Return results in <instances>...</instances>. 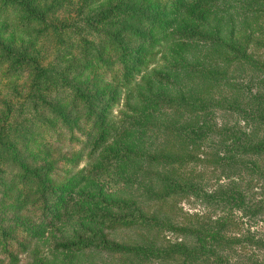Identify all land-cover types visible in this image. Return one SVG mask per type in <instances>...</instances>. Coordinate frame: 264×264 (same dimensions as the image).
Here are the masks:
<instances>
[{
  "label": "rangeland",
  "instance_id": "374dc122",
  "mask_svg": "<svg viewBox=\"0 0 264 264\" xmlns=\"http://www.w3.org/2000/svg\"><path fill=\"white\" fill-rule=\"evenodd\" d=\"M116 1L32 0L38 8L58 4L56 11L47 14V22L40 25H23L17 21L15 8L0 7V42L15 50L24 48L26 54L45 69L62 71L76 66L74 71L70 70L72 72L67 70L72 83L80 84L85 91L112 95L109 101L106 96L99 98L97 104L105 109V119L116 126V133L93 150L91 143L95 132L81 111L73 109L71 115H77L76 128L70 131L47 116L45 125L33 129L34 138L26 150L33 163H49L47 178L57 196L61 190L62 209L55 220L42 228L41 236L31 241L28 252H18L15 264L162 263V257L156 255L54 251L53 242L96 229V225L79 217L80 211L123 216L141 211L149 218L145 224L103 229L109 239L124 245L159 249L167 243L183 242L209 247L206 236H203V243L197 242L185 231L169 228L184 226L196 232L213 229L220 232L219 245L227 250L219 262L226 256L242 259L249 250L257 256L264 255V246L261 248L254 243V240L264 243V203H260L264 201L262 171L245 168L250 164L245 159L236 164V168H230L229 161L219 159L231 155L232 147L238 145L236 141L246 138L245 133L250 136L256 121H260L255 109L258 104L264 107V0H127L132 7L146 6L158 25L141 23L138 26L152 35L150 41L141 42L142 39L134 35H126V43L137 49L138 64L123 80L116 57L101 32L115 25L101 26L95 34L85 20ZM200 11L207 17L205 20ZM209 27L216 32L209 35ZM217 27L221 29L216 30ZM229 27L233 39L245 48L254 62L252 66L231 62L225 68L224 80L219 78L217 83L206 88L212 100L224 97L226 102L208 101L206 110L197 114L198 117L184 109L150 103L153 94L171 97L177 95L174 88L179 81L180 85L186 83L182 72L170 68L179 59L195 58L206 63L209 60L206 57L212 56L221 61L218 55L223 48L218 47L217 42L220 37L228 36ZM175 30L203 31L211 40L208 43L204 40L170 41L166 35ZM81 36L97 43L106 60L105 66L95 62L87 66L88 61L80 59ZM203 47L208 48L205 50L208 56ZM6 68L0 54V109L3 103L13 105L19 101L17 93L22 95L32 83L28 68L13 75L7 73ZM156 76L168 77L174 85L158 84ZM50 77L45 78L47 82L42 91L47 98L65 107L71 89ZM194 89L205 91L197 84ZM150 125L165 126L167 130L160 132ZM216 151L221 154L219 157L215 156ZM156 152L164 154L160 162L145 160L143 154ZM115 153L121 155L119 159L112 156ZM253 159L257 163L261 161L264 167V154H253ZM146 191L151 192L146 194ZM119 204L124 208L116 206ZM21 215L31 224L36 222L37 217L27 211L23 210ZM16 236L21 239L23 233L17 232ZM198 259L201 262L202 259ZM190 261L192 257L187 264H196ZM208 261L216 260L210 257Z\"/></svg>",
  "mask_w": 264,
  "mask_h": 264
},
{
  "label": "trees",
  "instance_id": "16d2710c",
  "mask_svg": "<svg viewBox=\"0 0 264 264\" xmlns=\"http://www.w3.org/2000/svg\"><path fill=\"white\" fill-rule=\"evenodd\" d=\"M51 4L46 5V8H38L32 4V0H0L1 8L9 6L17 10V21L23 22V25H40L47 22V14L56 11L58 8L57 3ZM199 14L204 16L203 20L207 18L202 11ZM85 20L91 33L95 34L99 33L101 26L115 25L113 29L101 32L103 39L107 41L116 57L122 80L127 79L135 65L138 64L137 49L130 48L126 43V35H134L138 39H142L141 42L150 41L152 35L144 33L138 26L141 23H147L155 27L158 25L154 14L148 11L146 6L132 7L128 4L127 0H117L115 3L107 5L87 16ZM44 28H46V24H44ZM209 28L211 30L208 32L209 35L216 32L214 31L215 28ZM219 29L221 28H216V30ZM231 32L232 30L229 27L228 36L220 37V42H217V46L223 48L221 54L218 55L221 61L216 57L215 60L212 56L209 57L208 51H205L208 50L207 47H203L206 56H208L206 59H209L206 60V63H201L200 60L195 58L179 59L178 62L174 63V67L171 66L170 68L182 72L181 75L187 79L186 83L180 85L179 81V85L175 86L174 89L177 95L168 97L163 94H153L150 103L158 107L184 109L190 115L198 117L197 114L206 110L208 101L220 103L223 100L226 102V98L224 97L220 98V100H212L206 88L210 87L213 83H217L219 78L224 80L227 65L231 62H244L251 66L254 62L245 53V48L233 39L234 36ZM208 34L203 33V31L175 30L169 32L166 36L170 41L174 42L204 40V42L208 43L207 41L211 40L210 37H207ZM79 40L80 59L88 61L87 66H90L92 62H95L99 66H105L106 60L102 58V53L96 46L97 43L82 36ZM0 54L7 64V73L13 75L16 71L28 68L32 79V83L26 92L22 95H20L21 93H17V96L21 98L19 101L13 105L7 102L3 103L2 109H0V264H3L4 260L6 261L5 264H15L18 261V252H28L32 247L30 246L31 241L41 236L42 228L55 220L57 215L60 214L59 210L62 209L63 198L60 195L61 190L57 189L59 191L57 196L56 191L51 187L50 181L47 178L49 163H33L30 159V154L26 150L28 143L34 138L33 129L37 125H45L47 116L49 119L56 120L61 127L70 131L76 128L75 120L77 119V115H71V113H74L73 109L81 111L83 113L82 117L92 124V130L95 132L91 143L93 150L98 149L108 141L111 135L116 133V126L113 122L105 119V109L98 107L97 104L99 98L106 96V100L109 101L112 95L109 96L106 95L107 93L104 94L99 91H85L86 89L81 88L80 84L72 83L69 72L74 71L76 66H68L62 71L47 68L49 70L47 71L34 58L28 56L24 48L15 50L2 42H0ZM190 74L194 76L192 77ZM48 75H51V80L57 81V83L63 82L71 89V97L69 102L66 101L65 107L47 98L43 93L42 90L47 82V80H44L48 78ZM154 79H156L158 84H161V82H166V85L173 84V81L168 77L156 76ZM177 83L178 81L176 85ZM196 84L197 86L202 85L205 93H202V91L197 92L194 89V85ZM225 86L228 87V85ZM255 112L260 117V121L255 120L256 125H254L250 136L245 133L244 137L246 138L243 141H236L238 145L232 147V154L228 157L220 158L221 154L218 151L214 152V154L220 160L229 161L231 163L230 168H236V164L245 159V162L250 163L245 168H255L258 170L257 172L262 171L261 173L264 177V167L261 166L262 162L257 163L255 159L252 160L253 154L254 156L264 154V107L258 104ZM44 113L47 115H44ZM43 119L44 122H41ZM150 128L158 129L160 132L167 130V127L160 125H156L155 127L150 125ZM184 143L182 141V144ZM135 155L138 156L140 154L135 153ZM143 155L145 160L149 162H160L164 158V154L158 155L157 152L155 154ZM239 155H243L244 157L240 159ZM112 156L115 159H119L121 155L115 153ZM236 158H238V161H236ZM151 191H146L145 193L148 194ZM159 197L160 195L157 198ZM260 203H264V201ZM122 205L125 206L126 204L122 203ZM116 206L124 208L120 204ZM23 210L37 217L34 224L23 219L24 217L21 215ZM79 217L96 225V229L87 230L83 235L53 242L51 246L54 251L67 253L99 251L106 254L119 255H156L157 258L162 257V263L160 264H187L186 261L191 257L193 261L190 262H196V264H207L208 262H210L209 264H264V255L257 256L251 253L250 250L248 253L245 251L247 255H243L242 259L235 260L226 256L223 261L219 262L221 256L226 255L224 251L227 249L225 250L224 247L219 245L220 242L218 240L222 241V235H220L217 229L196 232L184 226H169V228L174 230L185 231L192 238L194 237L197 242L203 243L205 241V239L203 241V236H206L209 239V247H206V245L171 242L167 243L164 247H159V249H149L140 245L118 243L109 239L107 234L103 232V229L139 226L147 223L149 218L145 217L141 211L130 213L127 216L80 211ZM17 232L23 233V238L19 239L16 236ZM251 240L253 239L251 238ZM212 241L213 243L211 244ZM254 243L259 244L261 248L264 246V243L259 240H254ZM12 245L13 249H10ZM210 257L216 261H208ZM198 258L202 259L201 262H199Z\"/></svg>",
  "mask_w": 264,
  "mask_h": 264
}]
</instances>
